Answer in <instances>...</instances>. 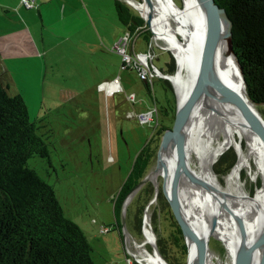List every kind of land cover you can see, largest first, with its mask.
<instances>
[{
  "label": "rangeland",
  "instance_id": "374dc122",
  "mask_svg": "<svg viewBox=\"0 0 264 264\" xmlns=\"http://www.w3.org/2000/svg\"><path fill=\"white\" fill-rule=\"evenodd\" d=\"M182 1L174 0L181 8L184 7ZM105 4L102 1V8L107 10ZM23 20L17 11L0 7V36L16 33L23 27ZM24 23L28 26L26 21ZM147 28L153 33L150 46L140 36L128 52L147 50L153 55L152 62L160 75L154 81V91L160 100L157 106L165 105L168 95L172 96L177 108L175 86L163 78L164 73L174 74L177 71V61L164 42L155 39L154 29L149 25ZM14 36L17 41L10 42L3 56L8 67L4 65L3 69L0 65V71L7 74L9 94L23 96L30 119L36 122L38 133L49 149L48 157L34 155L28 160V165L54 187L66 217L77 223L87 236L97 264H128L127 258H133L135 251L132 239L141 241L143 238L146 212L150 209L155 226V209L168 202L165 195L167 201L153 198L140 210L144 196L136 197L139 190L129 201L128 210L124 206L121 211L115 209L120 188L128 178L136 157L158 132L156 122L141 124L128 117L130 111L137 113L153 106L145 82L136 69L123 68V56L119 52L102 50L100 56H93L87 46L82 45L85 44L81 41L82 37L90 38L87 32L67 33L63 37L50 35L53 44L58 41L60 44L48 56L44 53L39 55L40 52L33 54L31 37L27 34L17 32ZM0 42L1 46L3 42L7 44L1 37ZM114 63L123 90L108 95L99 89L98 82L114 79ZM171 64H174V70L170 69ZM7 68L10 71H6ZM164 84L168 91L164 89ZM132 94L136 95L134 102L130 100ZM262 111L264 114V109ZM225 154L231 156L229 164L233 166L236 160L234 149L222 156ZM218 161L214 169L226 185L224 176L232 166H219ZM156 165L157 160L150 173ZM242 176L243 181H247L248 192L252 194L259 182L248 181L247 171ZM163 181L162 178V184ZM148 182L153 184L151 180ZM239 219L242 220L240 216ZM102 226L108 227L109 231L102 232ZM211 248L224 261L227 259V250L220 239L213 238Z\"/></svg>",
  "mask_w": 264,
  "mask_h": 264
},
{
  "label": "trees",
  "instance_id": "16d2710c",
  "mask_svg": "<svg viewBox=\"0 0 264 264\" xmlns=\"http://www.w3.org/2000/svg\"><path fill=\"white\" fill-rule=\"evenodd\" d=\"M216 1L227 10L232 21L234 51L244 71L247 92L262 111L264 0ZM116 11L125 32H131L137 39L142 36L149 47L153 33L147 28L145 19L122 0H116ZM169 66L174 70V64ZM6 75L0 71V264H97L87 236L77 223L66 217L54 187L28 165L34 155L49 156L48 144L38 133L36 122L30 119L23 96L9 94ZM144 82L153 104L158 105L160 100L154 91L155 83ZM164 83L169 84L165 80ZM166 84L164 89L168 91ZM166 98L167 103L158 107L162 115L156 126L158 132L138 154L120 188L115 205L117 211L122 210L130 192L156 163L161 137L173 126L177 108L172 96ZM170 115H173L172 119ZM230 159L231 156L225 154L218 161L219 166L231 167ZM160 189L158 200L167 201ZM142 195L140 210L155 196L151 182H147L136 197ZM138 219L141 227V214ZM154 222L162 256L170 264H186L188 246L184 232L168 202L155 209ZM133 264L140 263L134 261Z\"/></svg>",
  "mask_w": 264,
  "mask_h": 264
},
{
  "label": "bare ground",
  "instance_id": "6f19581e",
  "mask_svg": "<svg viewBox=\"0 0 264 264\" xmlns=\"http://www.w3.org/2000/svg\"><path fill=\"white\" fill-rule=\"evenodd\" d=\"M129 1L141 10L144 18L151 14L150 26L155 31V39L163 41L165 47L176 55L177 71L164 75L172 79L177 97L180 103L183 102L198 73L203 24L200 1L183 0L182 8L174 0H150V3L147 0ZM219 45L224 52L230 83L245 97L246 90L238 64L229 50L227 22L223 17ZM230 149H234L236 160L224 176L225 185L214 166ZM185 156L190 168L211 184L215 192L212 200L210 188L183 180L178 191L181 209L196 229H207L211 216L220 212L215 238L225 245L227 259L224 261L210 248L207 264H235L242 249L255 245L264 236V140L241 115L230 96L214 89L210 90L208 97L202 96L194 111L186 132ZM173 164L172 154L163 153L160 162L148 176V181L151 180L159 189L161 179L166 178L169 195L173 193ZM165 166H168V172ZM244 171L248 173V181L260 184L252 194L248 192L247 181H243ZM155 244L157 234L152 224V213L148 209L143 223V238L141 241L132 239L135 258L142 264H167L157 253ZM263 258L264 250H260L251 264H262ZM193 259L189 264L195 263Z\"/></svg>",
  "mask_w": 264,
  "mask_h": 264
},
{
  "label": "water",
  "instance_id": "95a60500",
  "mask_svg": "<svg viewBox=\"0 0 264 264\" xmlns=\"http://www.w3.org/2000/svg\"><path fill=\"white\" fill-rule=\"evenodd\" d=\"M147 1L150 3V0ZM199 1L202 7L203 24L200 41V52L198 58L197 77L192 88L187 93L184 101L180 103L177 97V109L173 126L164 131L161 137V143L157 156V164L160 162L163 153L172 154L173 156V193L169 195L166 191V178L162 184V192L166 196L170 204L173 216L183 229L188 246V256L186 264H189V262L192 261L193 258L195 259L194 264H207L208 253L211 248L212 240L213 238H215L216 228L221 217L220 212L216 210L217 212L211 216L210 226H208L207 229H196L194 225L188 220L186 214L182 211L180 206L181 203L178 191L183 180H189L192 183L210 188L212 200L214 199V187L190 168L185 156L186 132L191 125L194 117V111L198 106V103L202 96L205 95V97H208L210 94V90L214 89H219L228 94L231 98V101L235 104L241 115L264 140V116L262 114V111L259 109L260 105L253 101L247 92V84L244 71L238 60V56L234 51L232 21L228 15V12L225 8L221 7L216 0ZM125 2L129 6L137 10L139 12V15L142 16L141 10L138 7H136L129 0H125ZM135 2L138 1L135 0ZM222 17L227 22L229 50L233 54L238 64L246 90L245 97L241 96L240 93H238V91L233 87L228 78L229 76L224 61V52L219 45V33ZM144 19L147 25L150 26L152 19L151 14H149L148 18ZM171 53L177 61L176 55L172 51ZM163 78L169 80L175 86L171 78L165 75L163 76ZM165 168L166 172H168V166H165ZM149 174L150 172L130 192L124 202L125 210L127 209V206L129 204L130 197L134 193H137L148 182ZM154 186V199L157 200L161 189H159L156 184H154ZM214 207H216V205ZM155 247L157 253L162 257V259H164L167 264H170L160 253L157 244H155ZM260 250H264V236L255 245L242 249L237 256L235 264H251L254 255ZM136 261L140 263V261ZM262 264H264V258L262 260Z\"/></svg>",
  "mask_w": 264,
  "mask_h": 264
},
{
  "label": "crops",
  "instance_id": "0c3cea01",
  "mask_svg": "<svg viewBox=\"0 0 264 264\" xmlns=\"http://www.w3.org/2000/svg\"><path fill=\"white\" fill-rule=\"evenodd\" d=\"M20 1L3 0L0 2V7L17 11L24 18L23 21L28 23L26 26L23 22V27L17 32L31 37V51H34V55L40 52L39 55L44 53V56H48L60 44V41L53 44L50 35L63 37V34L67 33L76 35L87 32L90 34V38L82 37L81 41L85 43L82 45L87 46L93 56H100L102 50L103 52H113L114 45L125 32L119 18L117 21L116 0H36L38 7L32 10L22 7ZM102 1L104 4L106 3L107 10L102 8ZM120 25L123 27V31ZM17 32L0 36L1 39L7 41V44L3 42V46L0 44V65L3 69L5 68L4 65H7L3 58L4 51L9 49L10 42L15 43L17 41V37L14 36ZM8 69L6 71H10ZM113 75L114 79L119 77L116 74L115 63ZM105 82L108 81H99L98 85Z\"/></svg>",
  "mask_w": 264,
  "mask_h": 264
},
{
  "label": "built area",
  "instance_id": "2783aa9c",
  "mask_svg": "<svg viewBox=\"0 0 264 264\" xmlns=\"http://www.w3.org/2000/svg\"><path fill=\"white\" fill-rule=\"evenodd\" d=\"M20 4L27 10L36 9L38 7L36 0H21ZM137 37H134L131 32L126 31L119 38L113 47V51L119 52L123 56V68H134L137 70L139 77L153 85L155 79L159 77V70L154 66L152 60L153 55L150 52H135L130 54L128 49L130 46H134ZM100 89L104 90L108 95H114L123 90L119 77L112 81L102 83ZM131 101H136V95L130 96ZM128 117L135 118L141 124H151L156 122V125L160 120V112L157 105H153L147 110L141 112H130ZM109 229L106 226H102V232H108ZM133 255V254H132ZM128 264H133L137 259L128 257ZM137 262V261H136Z\"/></svg>",
  "mask_w": 264,
  "mask_h": 264
}]
</instances>
